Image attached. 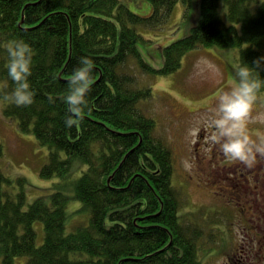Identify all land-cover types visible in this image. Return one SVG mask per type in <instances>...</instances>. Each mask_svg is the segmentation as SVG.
I'll return each mask as SVG.
<instances>
[{
	"label": "trees",
	"instance_id": "trees-1",
	"mask_svg": "<svg viewBox=\"0 0 264 264\" xmlns=\"http://www.w3.org/2000/svg\"><path fill=\"white\" fill-rule=\"evenodd\" d=\"M176 1L151 0V13L140 16L122 0H0L2 113L46 149L39 173L55 180L50 195L27 203L23 177L0 166V264L22 258L19 264H202L203 230L187 221L188 212H178L172 154L143 107L152 91L130 66L144 76L168 75L194 48L237 46L238 67L254 68L264 79V62L259 68L254 63L264 53V0H202L197 24L162 47L163 65L153 68L142 59L140 30L163 28ZM192 1L182 0L185 15ZM13 40L33 50L29 82L35 96L28 107L3 99L15 88L7 73ZM81 57L94 62L91 112L68 128L64 97ZM1 142L0 161L6 150ZM72 198L89 220L69 231ZM36 222L43 225L41 244Z\"/></svg>",
	"mask_w": 264,
	"mask_h": 264
},
{
	"label": "rangeland",
	"instance_id": "rangeland-1",
	"mask_svg": "<svg viewBox=\"0 0 264 264\" xmlns=\"http://www.w3.org/2000/svg\"><path fill=\"white\" fill-rule=\"evenodd\" d=\"M122 1L135 14L151 13V0ZM201 2L193 0L185 15L182 0H177L172 18L154 39L153 30H140L146 40L139 46L145 62L153 68L163 65L162 47L188 35L201 16ZM188 53L186 67L182 62L178 71L168 75L144 76L130 66L139 81L151 88V100L143 107L156 122L155 134L172 149V184L182 200L178 212H188L187 221L203 230L202 264H264V158L257 155L255 164L261 166L247 171L246 165L226 158L211 142L214 129L207 126V117L219 95L230 87L225 80L235 78L238 48L214 45ZM261 55L264 57L263 52ZM16 127L3 116L0 101V142L6 143L0 166L12 177H23L26 202L31 203L50 195L55 180L44 179L39 173L47 161L46 149L33 134L17 131ZM247 132L257 143L264 135V94H257ZM64 193L75 196L71 189ZM86 210L76 199L69 200L66 214H71L65 223L69 231L88 223ZM34 229L36 243L41 244L42 223L36 222Z\"/></svg>",
	"mask_w": 264,
	"mask_h": 264
},
{
	"label": "clouds",
	"instance_id": "clouds-1",
	"mask_svg": "<svg viewBox=\"0 0 264 264\" xmlns=\"http://www.w3.org/2000/svg\"><path fill=\"white\" fill-rule=\"evenodd\" d=\"M9 62L7 73L15 88L3 96L16 106L28 107L34 103L35 92L31 89L29 77L32 75L33 50L23 40H13L7 44ZM264 62V57L254 61L256 68ZM80 66L74 69L68 80V93L64 103L68 106V117L65 126L71 128L83 122L86 113L91 112L87 99L94 83V62L81 57ZM264 88V79L259 72L247 65L238 67L230 89L222 92L207 117V126L214 129L210 139L218 145L219 151L233 161L247 167L257 162V155L264 158V135L259 143L247 132V125L252 118L253 106L257 94Z\"/></svg>",
	"mask_w": 264,
	"mask_h": 264
},
{
	"label": "bare ground",
	"instance_id": "bare-ground-1",
	"mask_svg": "<svg viewBox=\"0 0 264 264\" xmlns=\"http://www.w3.org/2000/svg\"><path fill=\"white\" fill-rule=\"evenodd\" d=\"M166 25H167V24H166ZM166 25H165V26H166ZM165 26H164V27H165ZM190 29H191V28H190ZM190 29L188 30L187 34H189ZM161 30H162V28L157 29V30H154V31L152 32L151 39H154V37H155V36L158 34V32L161 31ZM187 34H186V35H187ZM183 37H185V36H183ZM180 40H181V39H179V40H177V41H180ZM151 41H152V40H149V42H151ZM167 45H168V44H167ZM167 45H166V46H167ZM198 48H201V47H197V49H198ZM181 62H183V66H182V64H181V66H182V67H186V65H185V63H184V62H185V58H183ZM180 68H181V67H180ZM180 68H179V69H180Z\"/></svg>",
	"mask_w": 264,
	"mask_h": 264
},
{
	"label": "flooded vegetation",
	"instance_id": "flooded-vegetation-1",
	"mask_svg": "<svg viewBox=\"0 0 264 264\" xmlns=\"http://www.w3.org/2000/svg\"><path fill=\"white\" fill-rule=\"evenodd\" d=\"M225 84L228 85V84H231V82L228 81V80H227V81L225 80ZM225 91H226V90H225ZM201 136H202V135H201ZM260 166H261V165H258V164H254V165H253L252 167H250V168L246 166V170L249 171V172H252L253 170H256L257 168H259Z\"/></svg>",
	"mask_w": 264,
	"mask_h": 264
}]
</instances>
